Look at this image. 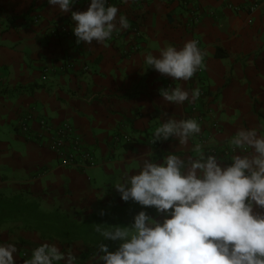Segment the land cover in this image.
Segmentation results:
<instances>
[{"label":"crops","instance_id":"1","mask_svg":"<svg viewBox=\"0 0 264 264\" xmlns=\"http://www.w3.org/2000/svg\"><path fill=\"white\" fill-rule=\"evenodd\" d=\"M112 5L128 18L129 28L104 43L78 45L71 13L47 0H0V195L24 194L45 209L74 216L123 204L142 209L123 202L114 187L125 173L140 170L145 153L152 152L158 163L170 153L197 158L193 149L199 145L204 153L217 148V158L227 164L233 153L220 151L229 149L235 133L264 125V0H116ZM88 7L89 0H78L72 11ZM190 40L205 53L197 78L174 82L145 63L148 54L158 56L161 49H179ZM180 86L203 89V99L184 105L162 99V89ZM165 113L196 119L201 133L187 146L175 138L152 144ZM27 117L29 136L20 130ZM39 120L54 128L68 123L93 164L61 165L47 140L37 137ZM120 135L129 141H115ZM149 215L162 220L155 210ZM0 242L17 245L16 264H24L45 242L73 249L80 264H94L96 250L88 245L42 239L20 221L1 225Z\"/></svg>","mask_w":264,"mask_h":264},{"label":"clouds","instance_id":"2","mask_svg":"<svg viewBox=\"0 0 264 264\" xmlns=\"http://www.w3.org/2000/svg\"><path fill=\"white\" fill-rule=\"evenodd\" d=\"M47 2L71 13L78 45L104 43L130 26L109 0H89L83 12L72 11L78 0ZM204 58L199 42L190 40L179 49L169 45L158 56L148 54L145 63L174 82H188ZM160 95L171 105H184L199 100L201 92L198 87L189 91L180 86L162 89ZM201 131L194 118L168 116L151 143L175 138L187 146ZM229 144L233 155L227 164L205 154L199 145L193 149L197 158L170 153L158 163L152 152L145 153L140 170L125 173L114 187L123 202L145 210L129 226L95 225L102 242L92 255L94 264H264V125L239 129ZM146 209H154L162 220ZM105 242L118 246L112 251ZM17 253L15 243L0 242V264H16ZM24 264H80V259L71 248L45 242Z\"/></svg>","mask_w":264,"mask_h":264},{"label":"trees","instance_id":"3","mask_svg":"<svg viewBox=\"0 0 264 264\" xmlns=\"http://www.w3.org/2000/svg\"><path fill=\"white\" fill-rule=\"evenodd\" d=\"M127 149L129 145L125 146ZM136 205L100 208L87 215H70L59 208L45 209L33 198L24 194L0 195V227L7 222L20 221L24 230L36 232L42 239L58 242L62 246L88 245L96 250L102 238L95 232V225L129 226L141 210ZM154 209H146L148 214ZM114 251L117 244L105 242Z\"/></svg>","mask_w":264,"mask_h":264},{"label":"built area","instance_id":"4","mask_svg":"<svg viewBox=\"0 0 264 264\" xmlns=\"http://www.w3.org/2000/svg\"><path fill=\"white\" fill-rule=\"evenodd\" d=\"M116 0H109V3H115ZM252 10L256 9V6H253L251 8ZM201 68L200 70L196 73V75L193 78H197V76L201 73ZM200 89V88H199ZM201 95L199 100L203 99L204 97V90L200 89ZM195 111L194 109H192ZM192 111V112H193ZM31 118L27 117L25 121L20 125V130L25 134V135H30L29 127H28V122ZM39 126L41 129V132L37 133V137L39 139L45 138L47 140V143L50 147V149L56 154V157L59 159V162L61 165H71L74 163H77L78 160H81L84 165L86 166H91L93 164V159L90 155V153L84 151V149L81 147L80 141L74 137L72 134L73 130L71 126L68 123H63L62 125L54 128L53 126L49 125L48 122L44 120H39ZM117 142H128V138L126 136H118L116 137ZM203 139H199L198 143L202 145ZM166 141H161L159 143H164ZM205 154H212V155H217L219 153L217 148H205ZM222 154L229 156L232 154L231 148L221 150L220 151ZM80 157V158H79ZM21 256L26 257L27 256V250L23 249L21 251Z\"/></svg>","mask_w":264,"mask_h":264},{"label":"rangeland","instance_id":"5","mask_svg":"<svg viewBox=\"0 0 264 264\" xmlns=\"http://www.w3.org/2000/svg\"><path fill=\"white\" fill-rule=\"evenodd\" d=\"M17 224V223H16Z\"/></svg>","mask_w":264,"mask_h":264}]
</instances>
